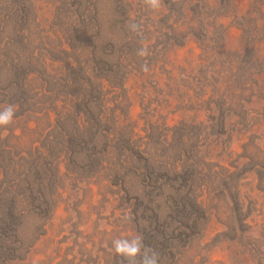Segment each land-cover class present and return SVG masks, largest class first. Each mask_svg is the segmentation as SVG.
<instances>
[{
	"label": "rangeland",
	"instance_id": "374dc122",
	"mask_svg": "<svg viewBox=\"0 0 264 264\" xmlns=\"http://www.w3.org/2000/svg\"><path fill=\"white\" fill-rule=\"evenodd\" d=\"M255 1L230 0L239 16L254 13ZM216 18L227 26L226 46H237L242 30L224 0H162L159 10H152L144 0H0V111L10 104L16 109L13 122L0 126V264H113L112 240L132 238L144 226V206L137 202L151 199L150 205L157 206L165 219L173 196L169 186L184 184L183 175L197 189L198 199L210 206L211 216L193 244L178 241L179 246L164 259L166 264L261 263L257 253L249 250L264 253V170L248 153L254 147L264 149V96L251 103L242 101L240 106L226 105L212 91L210 80L203 79L206 87L201 89L197 76L192 78L196 70H207L205 49L216 50L224 29L217 27L214 33L210 27L205 35L200 19L206 24ZM133 23L139 25L138 31L131 29ZM141 48L147 55H138ZM164 59L185 66L189 79L178 69L169 72ZM75 61L102 80L105 109L108 118L114 114L115 122L100 128H111L120 136L133 133L143 147L149 145L152 161L159 167L146 182L129 175L124 182L126 194L121 187L112 193L99 171L86 169L80 178L64 179L65 192L55 214L38 223L44 233L38 243L28 253L23 246L10 259L11 205L28 212L23 239L31 240L37 217L27 195H18L13 172L39 164L49 174V166L43 167L46 162L38 163L37 152L45 150L43 141L57 126L72 127L65 109L74 110L80 92H67L61 80L69 73L67 64ZM119 61L122 68L111 66H119ZM184 80H191L193 89L187 90ZM21 81L31 102L36 101L32 107L17 102ZM221 84L214 83L218 91ZM51 89L56 98L52 104L45 98ZM76 111L80 117L82 111ZM194 116L201 126L185 121L190 125L182 126L183 118L190 121ZM96 135L100 140L101 133ZM7 151L14 154L13 163ZM69 169L61 165L62 172L73 176ZM238 199L249 214L245 223L250 226L236 224L234 232L230 224L239 215Z\"/></svg>",
	"mask_w": 264,
	"mask_h": 264
},
{
	"label": "trees",
	"instance_id": "16d2710c",
	"mask_svg": "<svg viewBox=\"0 0 264 264\" xmlns=\"http://www.w3.org/2000/svg\"><path fill=\"white\" fill-rule=\"evenodd\" d=\"M224 1L227 2L228 6L230 4L233 18L237 23V27L242 30V34L237 39V46H226L227 26L222 24L218 18L206 24H203L202 19H200V28L205 35L208 34L210 27L213 28L214 33L218 31L217 27L224 29L219 33L218 38L222 40L218 41L216 50L212 52L213 46L205 49L206 54L204 56H206L205 60L207 63L204 64V67L207 70L205 71L204 69V73L202 68L199 69V73L196 70L192 78L197 76L199 88L201 89L203 87L205 89L206 82L203 85V79L207 78L212 82V91L219 93L217 98L222 104L231 105L232 102H235V104L240 106L243 103L242 101L251 103L256 98L264 96V12L262 11L264 0H258V7L253 8L254 13H258V17L254 13L250 14L249 11L239 16L236 4L230 2V0ZM253 2L257 4L255 0ZM163 64L164 66H170L169 72L178 69L179 75L186 79L188 78L189 75H187L185 66L175 65V62H172L170 59H164ZM67 66L69 69L67 72L69 73L65 79L61 78L63 80H60L65 82L67 92H73L74 89L80 92L75 98L74 110L71 111L63 107L65 115H68L67 118L70 117L68 123L72 124V127L70 130L65 129L63 123L61 126H57L55 131L49 132L50 136L54 135V137L50 138L48 136L47 139H44L42 147L45 150L37 152L38 163L41 159L43 162H46L43 164V167L46 164L51 169L48 175H45L47 171L45 172V168L42 169L39 164L33 165L34 167L27 169V171L23 170V172H20L17 169V172H13L18 179V195H27L26 198L31 200V205H34L33 210L35 211L32 210V214L37 217L33 220L35 230L31 235V240L23 239L21 236L23 220L25 217L28 218V212L26 213L25 209L21 206L11 205L13 213H11L9 218L14 222L12 224L14 228L11 230V242L13 244L9 251L12 256L10 259H14L17 256V251H20L23 246L25 253H28L29 249H32L38 243V238L41 234H44L38 223L41 224L39 221H42V217H46L47 219L55 214L59 206V199L65 192L64 183L66 181L64 182V179L73 180L80 178L86 169L93 170L94 173L99 171L104 173L105 180L108 182L107 187L112 193L115 192L113 191L114 188L121 187L126 194L128 190H126L124 182L129 175H134L137 178L141 176L143 178L142 182H146L153 178L150 176L156 171L154 167H159L158 163L152 161L154 155L152 149L147 148L149 145L143 147V144L135 139L133 133L120 136L114 133L111 128H100V125L113 126L115 122L114 114L108 118L107 109H105L107 99L105 95H102V80H99L98 76L92 71L87 72L78 61H75V65L67 64ZM111 66L122 68L120 61L119 66L114 64H111ZM14 68L15 65H13L12 70ZM53 80H55V83L57 82V79ZM216 80L222 82V89L219 88V91L218 87L214 86V83L217 82ZM184 82L187 90L193 89L191 80H184ZM20 88L22 91L20 92V99L17 102L19 105H28V107L31 103L32 107V103L36 101L33 99L31 102L32 98L28 96L30 92L25 89L26 86L22 81L20 82ZM53 93L54 89H51L46 92V97L42 92L40 94L52 104L56 100V98H52ZM185 94L188 100H191L188 94ZM212 98L214 97L212 96ZM246 98L248 100H245ZM38 100L40 101V98ZM76 110L82 111L80 117L77 116ZM197 117H192L190 121L186 117L183 118L182 126L186 127L190 125L185 122H190L194 126L197 124L202 125V121ZM97 133H101L100 140L99 138L97 140ZM118 143L119 145L117 146ZM7 154V158L13 163L12 156L14 154H11L10 151H7ZM248 157L252 161L256 160L260 162V167L264 170L263 148L254 147L252 152L248 153ZM25 159L24 157V161ZM49 159L51 160L48 161ZM62 164L67 169L71 166L73 176L70 173L61 171ZM183 179L186 180L184 184L176 185V188L171 185L169 186L171 191H173V196L169 198V200L171 199V205L170 210L166 212L165 219L162 218V213L157 206L153 207L150 205L151 199L149 201H141V203L137 202L141 208L144 206L141 212V221L144 226L136 229L138 231L136 235H142L144 244L159 253L158 264H166L164 259L174 252L179 240H186L188 244H193L194 237L206 230L203 222L206 223L211 216L210 206L206 204L205 200L198 199L199 194H197V189L192 186L186 176L183 175ZM236 194L239 196L240 191L237 190ZM237 203L239 215L230 224L231 230L234 232H236V224L250 226L248 223H245L248 220L249 214L243 209L242 200L238 199ZM167 218H169L168 222L166 221ZM43 224L45 223L43 222ZM249 238H251L250 235ZM261 240L264 242V234L261 236ZM249 252L257 253L258 259L261 262L260 264H264V253L261 254V251L257 250V248H251ZM117 257L119 256L112 257L113 264H120L122 258L119 257L118 261ZM125 264H127L126 261Z\"/></svg>",
	"mask_w": 264,
	"mask_h": 264
},
{
	"label": "clouds",
	"instance_id": "9594fccd",
	"mask_svg": "<svg viewBox=\"0 0 264 264\" xmlns=\"http://www.w3.org/2000/svg\"><path fill=\"white\" fill-rule=\"evenodd\" d=\"M145 4L152 10H159L162 6V0H144ZM133 31H138L139 25H131ZM138 55H147L146 48H141ZM143 70L147 71V65H143ZM15 106L8 105L3 111H0V126H8L13 122ZM112 250L121 257L120 264H158L159 253L143 242V236L137 234L132 238H114L112 240Z\"/></svg>",
	"mask_w": 264,
	"mask_h": 264
}]
</instances>
